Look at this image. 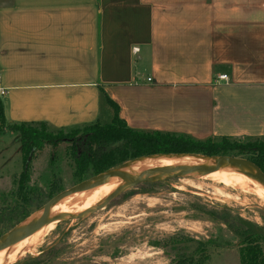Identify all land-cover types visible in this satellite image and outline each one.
Listing matches in <instances>:
<instances>
[{
	"label": "crops",
	"instance_id": "0c3cea01",
	"mask_svg": "<svg viewBox=\"0 0 264 264\" xmlns=\"http://www.w3.org/2000/svg\"><path fill=\"white\" fill-rule=\"evenodd\" d=\"M0 78L7 129L112 120L107 96L136 130L264 138V0H0Z\"/></svg>",
	"mask_w": 264,
	"mask_h": 264
},
{
	"label": "rangeland",
	"instance_id": "374dc122",
	"mask_svg": "<svg viewBox=\"0 0 264 264\" xmlns=\"http://www.w3.org/2000/svg\"><path fill=\"white\" fill-rule=\"evenodd\" d=\"M110 122L102 116L99 121ZM236 158L250 160L246 155ZM23 169L19 135L1 130L0 235L34 219L49 201L88 180L77 181L68 142L47 146L32 160L28 185L31 194L42 195L46 202L41 207L40 199L31 206L22 204L24 214H17L13 212L21 203L17 189ZM162 183L139 185L89 218L56 224L13 264H242L245 244L226 221H248L264 231V200L206 179ZM104 194L99 190L93 198ZM257 242L264 250V238Z\"/></svg>",
	"mask_w": 264,
	"mask_h": 264
},
{
	"label": "trees",
	"instance_id": "16d2710c",
	"mask_svg": "<svg viewBox=\"0 0 264 264\" xmlns=\"http://www.w3.org/2000/svg\"><path fill=\"white\" fill-rule=\"evenodd\" d=\"M105 99L114 110V116L108 124L95 123L81 128L54 132L45 123H22L8 128L19 135L20 153L24 163L17 189V196L21 203L13 213L24 214L20 210L21 205L31 206L39 199L38 207L45 204L46 198L42 199V195L31 194L28 190L31 163L36 153L43 151L47 146L56 148L61 142L70 144V154L74 160L78 182L97 176L125 162L151 155L201 154L210 157L246 155L264 170V138L239 140L221 137L201 141L185 135L136 130L119 117L118 106L109 97L105 96ZM3 123L2 121L0 131L6 129ZM233 152L238 154H232ZM147 184L154 187L163 183ZM226 224L238 236L241 244H245L240 250L241 263L264 264V250L257 242L264 238L262 228L248 221L230 223L227 220Z\"/></svg>",
	"mask_w": 264,
	"mask_h": 264
},
{
	"label": "water",
	"instance_id": "95a60500",
	"mask_svg": "<svg viewBox=\"0 0 264 264\" xmlns=\"http://www.w3.org/2000/svg\"><path fill=\"white\" fill-rule=\"evenodd\" d=\"M199 156L207 158L208 161L202 163L193 168H186L182 166H158L154 164V159L158 157H177V156ZM236 158L232 156H205L199 154H169V155H151L140 157L128 162H125L119 166H116L104 173L94 176L75 187L62 192L58 197H56L51 202L49 201L44 208H47L49 204L57 200V202L64 201L69 195L74 194L79 189L92 185L102 179L108 178L113 175H117L121 172L129 170L130 168H136L132 173L130 180L113 191H111L100 203L96 209L91 210H79L76 208L71 209L68 212H60L52 214V209L43 216L16 226L0 236V249L6 246L10 241L29 237L32 234L38 232L39 230L48 227L52 224H58L68 219H86L89 218L104 208L117 196L125 194L132 190L133 188L147 183H157L165 182L169 179H188V180H202L214 172H224V173H254L258 178L264 182V170L261 169L257 164L248 159H238L236 163L230 165H224L216 162L213 159L216 158ZM41 209V210H42Z\"/></svg>",
	"mask_w": 264,
	"mask_h": 264
},
{
	"label": "bare ground",
	"instance_id": "6f19581e",
	"mask_svg": "<svg viewBox=\"0 0 264 264\" xmlns=\"http://www.w3.org/2000/svg\"><path fill=\"white\" fill-rule=\"evenodd\" d=\"M218 163L224 165H230L238 161L237 158H216L213 159ZM208 159L199 156H177V157H158L154 159V164L158 166H182L186 168H193L202 163L207 162ZM136 168H130L117 175L110 176L102 179L98 182L93 183L90 186L79 189L72 195H69L64 201L57 202L55 200L47 208L40 210L36 215L35 219L43 216L52 209V214L60 212H68L73 208L79 210H91L96 209L99 203L114 189L126 184L132 173ZM211 180L217 184L224 185L225 187L238 189L247 193H252L264 200V182L256 176L254 173H224L214 172L204 178ZM203 180V179H202ZM105 193L103 197L94 199L96 193ZM55 227L52 224L45 227L38 232L32 234L29 237L18 238L10 241L6 246L0 249V264H13L21 259L25 254L29 253L32 249L37 247L45 236L48 235ZM40 248V247H39ZM36 251V250H35Z\"/></svg>",
	"mask_w": 264,
	"mask_h": 264
},
{
	"label": "built area",
	"instance_id": "2783aa9c",
	"mask_svg": "<svg viewBox=\"0 0 264 264\" xmlns=\"http://www.w3.org/2000/svg\"><path fill=\"white\" fill-rule=\"evenodd\" d=\"M136 51H138L137 49H135ZM218 80L220 81H228V76L227 75H220L218 76ZM149 82H151V79H148ZM8 94V90L3 87L2 82H1V78H0V99L6 97Z\"/></svg>",
	"mask_w": 264,
	"mask_h": 264
}]
</instances>
